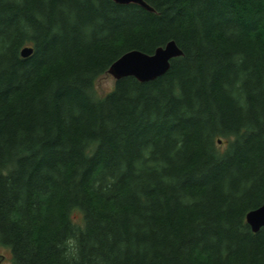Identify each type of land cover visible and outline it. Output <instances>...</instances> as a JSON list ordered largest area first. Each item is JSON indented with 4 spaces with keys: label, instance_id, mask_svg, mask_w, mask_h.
Listing matches in <instances>:
<instances>
[{
    "label": "trees",
    "instance_id": "16d2710c",
    "mask_svg": "<svg viewBox=\"0 0 264 264\" xmlns=\"http://www.w3.org/2000/svg\"><path fill=\"white\" fill-rule=\"evenodd\" d=\"M145 1L0 0L9 264H264V0ZM170 40L166 74L96 93Z\"/></svg>",
    "mask_w": 264,
    "mask_h": 264
},
{
    "label": "water",
    "instance_id": "95a60500",
    "mask_svg": "<svg viewBox=\"0 0 264 264\" xmlns=\"http://www.w3.org/2000/svg\"><path fill=\"white\" fill-rule=\"evenodd\" d=\"M120 4L135 3L149 11H154L145 0H114ZM33 47L25 46L21 50L23 57L33 53ZM183 50L175 40H170L164 46L158 47L154 53L148 54L141 50H130L120 56L110 66L108 73L115 80L123 77L133 76L141 82H148L166 74L171 66V60L182 56ZM247 222L254 232L264 227V203L256 209L247 213Z\"/></svg>",
    "mask_w": 264,
    "mask_h": 264
},
{
    "label": "rangeland",
    "instance_id": "374dc122",
    "mask_svg": "<svg viewBox=\"0 0 264 264\" xmlns=\"http://www.w3.org/2000/svg\"><path fill=\"white\" fill-rule=\"evenodd\" d=\"M115 86V78L107 73L102 75L96 82L95 88L98 95H105L110 92ZM73 220L76 222L82 221V212L74 210L72 214ZM12 251L9 247L0 244V264H9L12 261Z\"/></svg>",
    "mask_w": 264,
    "mask_h": 264
}]
</instances>
